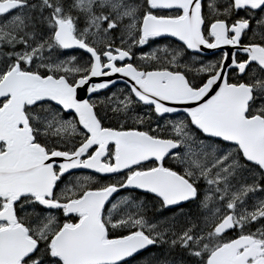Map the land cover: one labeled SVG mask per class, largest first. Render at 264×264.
I'll use <instances>...</instances> for the list:
<instances>
[{"label": "snow or ice", "instance_id": "obj_1", "mask_svg": "<svg viewBox=\"0 0 264 264\" xmlns=\"http://www.w3.org/2000/svg\"><path fill=\"white\" fill-rule=\"evenodd\" d=\"M0 264H264V0H0Z\"/></svg>", "mask_w": 264, "mask_h": 264}, {"label": "rangeland", "instance_id": "obj_2", "mask_svg": "<svg viewBox=\"0 0 264 264\" xmlns=\"http://www.w3.org/2000/svg\"><path fill=\"white\" fill-rule=\"evenodd\" d=\"M223 0H221L222 2ZM167 14H173V13H167ZM261 15V14H260ZM255 26V24H254ZM118 44H119V41H117ZM165 48H167L169 51L168 52H165L163 51ZM172 48H176V49H183L182 45L181 44H178L177 42H174L173 43V40H169V39H157L155 40V43H153L152 41L149 42V44L147 45H143V46H136L133 51L135 53V56L133 58V63L134 64H137L139 65L140 67H144L146 68V65L147 67L150 66L152 63L151 61H143L140 59V57L144 54H147V52H152V51H156L157 49H159L160 51H157V55L159 53H163V54H166L168 56V60L171 59V55L173 54L171 52V49ZM142 49H145V53H141L140 50ZM64 53H65V56H62L61 58H67V56H70V55H76L84 60H86L88 58V56L84 53H80V52H77V51H71V52H66L65 50H63ZM194 56L191 54V56L188 54V53H185V55L181 58L180 60V63L183 64V63H186V62H190V60L193 58ZM196 59L198 60H201L200 58H197L195 57ZM211 60H209L208 62H210ZM207 62V63H208ZM151 63V64H150ZM121 90H123L124 94H127V89H126V86L125 85H118V86H115L111 89H108L106 91H103L100 93V98H104V97H107V96H111L112 93H116L118 96H120V93H121ZM97 96L96 94L93 95L92 99H96ZM121 98H123L121 96ZM137 112L138 114L140 115H144L145 112H150L149 109H147L146 107H141V108H138L137 109ZM104 113H107V116L105 118H103L102 120L104 121H107V122H111L113 120H118L120 119L117 115L113 114L108 108H105L103 110V112L100 113L101 116H104ZM185 115H176V116H165L161 119H159V123L161 124V127L163 128V125L165 123H167L168 121H174V120H178V119H182L184 118ZM146 121H147V118H146ZM156 122H157V117L155 115H152V121H151V127L152 128H155L156 127ZM74 176L76 177H83V176H89V175H96L94 173H89V172H76V173H73ZM114 178H119V177H114ZM113 178V179H114ZM105 180H111V179H107L105 178ZM64 185L63 184H60V187L62 188ZM129 195V191H123L121 193H119L114 199L112 202H116L118 200H120L122 197L124 196H128ZM153 197V196H152ZM141 199H143L142 197H140ZM150 202L153 200V198H147ZM111 205L109 204L106 208H109L110 209ZM151 203H149V208L151 209ZM185 207H188V205H185ZM154 211H150L149 212V215H154ZM172 215L171 212H164L163 216L160 217V219H163L164 217H170ZM159 251H162V249L157 246L154 250H152L151 252H159Z\"/></svg>", "mask_w": 264, "mask_h": 264}, {"label": "water", "instance_id": "obj_3", "mask_svg": "<svg viewBox=\"0 0 264 264\" xmlns=\"http://www.w3.org/2000/svg\"><path fill=\"white\" fill-rule=\"evenodd\" d=\"M166 37H167V38L174 39V40L177 41L178 43L183 44L182 42L178 41V39L175 38V37H171V36H166ZM166 37H157V38H166ZM68 50H78V51H81V52L85 53L84 50H80V49H68ZM225 50H227V51H234V49H232V48L229 47V46H224L223 48H220V49H207L206 47H203V48H202V51L200 52V54L209 55V54H213V53H215V52L225 51ZM189 51L192 52V50H189ZM85 54H86V53H85ZM86 55H87V54H86ZM105 79H109V77H98V78H93V81H92V82H101V81H103V80H105ZM110 79H113V80H116V81H117V84H116L115 86H118V85H125V86H126V84L128 83L127 78H124V77L120 76L119 74L110 77ZM115 86H112V87H110L109 89H111V88H113V87H115ZM86 87H87V86H85V88H86ZM106 90H108V89L101 90V92H102V91H106ZM78 95L83 96L84 98H87V97H88L87 92L84 91V90H78ZM93 95H95V94H92V97H93ZM170 106L181 107V108L184 107V106H182V105H170ZM175 115H185V114L182 113V112H181L180 114H176V113L165 114V116H175ZM72 171H73V173H76V172H89V173H94V171H93V170H90V169L72 170ZM96 175H98V174H96ZM110 176H111V175L106 176V177H110ZM122 190H124V189H121L120 192H121ZM136 190H138V191L144 193L143 190H139V189H136ZM120 192H119V193H120ZM119 193H114V194H113V197L110 198V200H112V199H113L115 196H117ZM106 206H107V205H106Z\"/></svg>", "mask_w": 264, "mask_h": 264}, {"label": "trees", "instance_id": "obj_4", "mask_svg": "<svg viewBox=\"0 0 264 264\" xmlns=\"http://www.w3.org/2000/svg\"><path fill=\"white\" fill-rule=\"evenodd\" d=\"M157 39H162V38H154V40H157ZM174 42H175V41H173V43H174ZM117 44H118V42H117ZM182 47L184 48V45H182ZM140 52H141V53H145V49L140 50ZM80 53H82V52H80ZM147 53H149V52H147ZM186 53H188V54L191 56V53H190L189 50H188ZM157 56L160 57V59L157 60V61H151L152 64L150 63L151 65L148 66V67H147V65H146V69H147V70H153V69L156 68V67H161V66H163V65L167 62V60H168V56H167L166 54L159 53ZM143 68H144V67H143ZM118 122H122V121H120V119H118V120H113V121H111V122H107V121L102 120V123H103L104 126H106V127H116V126L118 125ZM126 126H135V127H138L140 130H149V129H148V125H147V123H146L145 125H134V122H133L132 120H128ZM167 166H168V165H167ZM113 178H114V177H109V178H107V179H113Z\"/></svg>", "mask_w": 264, "mask_h": 264}, {"label": "flooded vegetation", "instance_id": "obj_5", "mask_svg": "<svg viewBox=\"0 0 264 264\" xmlns=\"http://www.w3.org/2000/svg\"><path fill=\"white\" fill-rule=\"evenodd\" d=\"M224 2V0L221 2V3H223ZM261 13H259V12H257L256 13V15L257 16H259ZM240 15H245V13L243 12V11H241L240 12ZM253 27H254V23H253ZM162 39H169V40H173V41H175L174 39H171V38H162ZM175 42H177V41H175ZM178 43V42H177ZM178 44H181V43H178ZM181 45H183V44H181ZM66 52H71V50L70 51H68V50H65ZM221 52L222 51H219V52H215V53H213V54H209V55H204V54H198V55H195V57H197V58H200L201 60H203L204 61V63H207L209 60H211V61H215L219 56H220V54H221ZM190 53L194 56V53L193 52H191L190 51ZM196 67H199V65L197 64V65H195ZM166 166H167V163H166ZM128 191V190H127ZM134 194L136 195V196H139V197H142V198H145V194L144 193H142V192H140V191H138V190H135V192H134ZM153 195L152 194H147V197L146 198H153L152 197ZM167 212V211H166ZM162 217V216H161ZM156 248V247H155ZM155 248H152V249H150L149 251H152V250H154ZM148 253H145V255H147Z\"/></svg>", "mask_w": 264, "mask_h": 264}]
</instances>
